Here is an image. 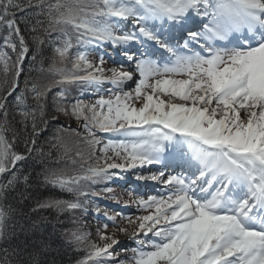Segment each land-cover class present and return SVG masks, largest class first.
I'll list each match as a JSON object with an SVG mask.
<instances>
[{"label":"snow or ice","instance_id":"snow-or-ice-1","mask_svg":"<svg viewBox=\"0 0 264 264\" xmlns=\"http://www.w3.org/2000/svg\"><path fill=\"white\" fill-rule=\"evenodd\" d=\"M65 256L264 264V0H0V264Z\"/></svg>","mask_w":264,"mask_h":264},{"label":"rangeland","instance_id":"rangeland-1","mask_svg":"<svg viewBox=\"0 0 264 264\" xmlns=\"http://www.w3.org/2000/svg\"><path fill=\"white\" fill-rule=\"evenodd\" d=\"M99 51H100L101 55L105 56V60L108 62L109 67L116 66L117 62H123L124 61V57L122 55H120L118 53V51L114 50L112 46H108L106 50L104 48H100ZM125 66H127V65H125ZM106 87H111V85H106ZM83 98L87 99V100H93L96 97L94 96L93 93H91L90 95L87 93L86 96ZM61 122L62 123L65 122L64 118H61ZM72 126L75 127L74 124ZM100 135L104 136L105 139L109 138L105 134H100ZM154 167H156V166L151 167V171L143 170L142 172H127V173H121L120 175H122L124 177V179H126L125 181H127L129 179L128 177H131V179H133L134 182L137 183V185L141 188V190L146 191L147 190L146 184L149 182H153V181H147V182L135 181V175H137V174L149 175V174H151V172L156 171V169ZM116 171H119V170H116ZM115 178H117V177H114L113 181L108 182V186L114 188L116 190V192L123 194L124 199H128L127 192L128 191L135 192L134 188L131 186V184H126V187L118 186V185L114 184ZM153 183L155 185L153 187V189L157 190V193L164 191V187L162 185H158L155 182H153ZM135 193L137 195H144V194L152 195L153 194V193H147V192H145V193L135 192ZM154 194H156V193H154ZM93 199L99 204V206H101L103 208H107L110 211L120 212L122 215L138 214L134 205H130V206H125L123 204L117 205L112 201L104 199L103 197H97V198H93ZM94 215L95 214H93V216L87 218L91 228H94L97 224V221L94 219ZM120 239L124 244H126L128 246H133V242L130 238L121 236ZM117 251L119 252L120 249L118 248Z\"/></svg>","mask_w":264,"mask_h":264},{"label":"trees","instance_id":"trees-1","mask_svg":"<svg viewBox=\"0 0 264 264\" xmlns=\"http://www.w3.org/2000/svg\"><path fill=\"white\" fill-rule=\"evenodd\" d=\"M21 79L23 81V77ZM21 86H23V84ZM41 140L43 141V137L41 138ZM54 166L60 167V166H63V165H54ZM41 192L44 195H55V196H63L64 198H68L66 194L60 193L58 190H49V191L45 192V190L41 189ZM47 214L48 213H45V215H47ZM64 264H70V260H69L68 256H65Z\"/></svg>","mask_w":264,"mask_h":264},{"label":"bare ground","instance_id":"bare-ground-1","mask_svg":"<svg viewBox=\"0 0 264 264\" xmlns=\"http://www.w3.org/2000/svg\"><path fill=\"white\" fill-rule=\"evenodd\" d=\"M159 167V166H156ZM126 179H120L119 177L115 178L114 184L118 185V186H122V184L125 182ZM151 193V192H148ZM121 238V237H120Z\"/></svg>","mask_w":264,"mask_h":264}]
</instances>
